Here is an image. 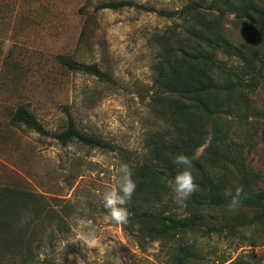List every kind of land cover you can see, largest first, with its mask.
<instances>
[{"label":"rangeland","instance_id":"1","mask_svg":"<svg viewBox=\"0 0 264 264\" xmlns=\"http://www.w3.org/2000/svg\"><path fill=\"white\" fill-rule=\"evenodd\" d=\"M109 1L170 12L192 0H0V187L21 192L12 224L24 239L17 249L0 252V264H175L183 249L188 255L182 264H264V217L231 232L162 238H150L129 217L122 225L105 218L101 196L116 187L120 165L141 162L149 136L166 127L154 85L161 54L156 38L184 24L133 7L94 9ZM199 1L205 19L217 18L218 31L252 59L250 71L256 77V87L238 111L204 119L203 147L220 138L228 154L215 175L233 190L243 188L246 176L257 193L264 177V36L250 21L236 19L228 0ZM254 3L264 6V0ZM58 56L96 64L107 80L69 71ZM216 59L248 80L240 60ZM18 106L51 134L64 129L67 110L81 133L101 139L113 151L61 145L53 136L13 125L10 114ZM157 200L153 205L164 214L187 215L173 192ZM228 204L206 212L205 223L232 226V217L244 214L250 221L256 214ZM77 216L90 225L75 223ZM89 230L94 242L83 239Z\"/></svg>","mask_w":264,"mask_h":264},{"label":"trees","instance_id":"2","mask_svg":"<svg viewBox=\"0 0 264 264\" xmlns=\"http://www.w3.org/2000/svg\"><path fill=\"white\" fill-rule=\"evenodd\" d=\"M254 1L228 0L226 4L236 19L250 21L259 35L264 36V6H257ZM201 5L199 0H192L180 10L164 12L126 1H109L94 8L97 11H117L133 7L166 18L182 19L184 22L180 31L165 30L156 38L161 54L155 66L154 85L160 90L157 103H163L161 115L166 127L149 136L145 148L147 152L141 162L128 163L133 173L132 179L137 185L131 201L126 205L129 220L141 225L150 233V238L190 233L207 236L223 230L231 232L248 223H258L264 217V177L263 188L254 193L249 186V179L243 176L242 189L247 198H243L239 206L256 211L251 222L244 214L232 217V226L217 221L206 224L203 218L206 212H215L229 202L230 198L224 195L226 189L235 191L227 187L222 176L215 175L228 153L223 152L224 144L216 137L203 147L206 141L204 119L238 111L242 104L247 103V92L256 87V77L250 71L252 59L230 44L218 31L215 26L217 18L205 19L200 11ZM218 55L240 60L248 80H245L241 71L225 70L221 66L223 62L216 59ZM57 62L69 71L83 72L99 80H107L106 74L96 64L85 65L60 56L57 57ZM165 100H170V103L165 104ZM65 116V127L57 134L49 133L24 106H18L11 112L10 123L22 125L43 137L53 136L61 145L73 143L113 151V148L101 139L81 133L67 110ZM201 147V153L195 156V151ZM178 154L190 158V171L198 186L196 192L189 196L184 204L187 215L180 218L172 213L164 214L152 202L158 201L157 198L167 195L168 192H173L170 182L178 171L183 170V166L173 163ZM150 185H154V188L148 187ZM19 194L21 195V192L14 188L0 187V252L3 253L17 249L22 242V237L17 234L12 224ZM154 194L156 199L151 197ZM180 252L183 255L175 258V264H182V260L188 255L184 249Z\"/></svg>","mask_w":264,"mask_h":264},{"label":"clouds","instance_id":"3","mask_svg":"<svg viewBox=\"0 0 264 264\" xmlns=\"http://www.w3.org/2000/svg\"><path fill=\"white\" fill-rule=\"evenodd\" d=\"M173 163L177 166H183V170L178 171L170 182L175 202L183 206L189 196L196 192L198 186L190 171L192 163L188 156L178 154L174 157ZM132 176V170L128 165L121 164L118 169L116 187L105 191L101 196L103 207L106 210L105 218L117 225L128 222L129 210L126 205L131 201L137 187ZM224 195L230 198L228 207L232 210L240 205L243 198H247V194L240 187L236 188L234 192L231 189H226ZM74 221L81 226H89L91 223L79 216L74 217ZM83 239L87 242H94L95 233L89 230L83 234Z\"/></svg>","mask_w":264,"mask_h":264}]
</instances>
